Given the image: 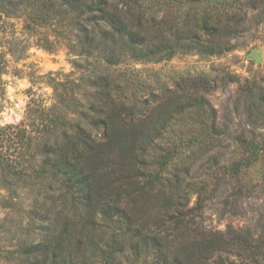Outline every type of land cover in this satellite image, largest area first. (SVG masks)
Masks as SVG:
<instances>
[{
  "label": "trees",
  "instance_id": "16d2710c",
  "mask_svg": "<svg viewBox=\"0 0 264 264\" xmlns=\"http://www.w3.org/2000/svg\"><path fill=\"white\" fill-rule=\"evenodd\" d=\"M161 1L51 0L69 13L72 47L84 60L76 61L77 77L53 86L54 102L41 109L49 117L37 121L29 104L20 123L0 124L6 188L16 197L20 183L26 184L33 202L42 203L37 218L45 220L40 239L21 244L17 264H122L128 251L152 264H237L229 254L264 250V243L253 245L242 233L213 231L196 221L204 205L189 209L190 184L171 177L182 166L174 160L184 144L194 142L195 160L210 153L219 164L215 150L222 139L183 137L206 128L228 131L206 95L208 81L169 84L159 72L130 66L179 52H226L243 24L244 6L264 12V0H225V21L219 15L166 21L158 17ZM6 62L0 57V108L7 101L1 77ZM181 116L177 134L173 127ZM237 141L243 155L264 154V139Z\"/></svg>",
  "mask_w": 264,
  "mask_h": 264
},
{
  "label": "rangeland",
  "instance_id": "374dc122",
  "mask_svg": "<svg viewBox=\"0 0 264 264\" xmlns=\"http://www.w3.org/2000/svg\"><path fill=\"white\" fill-rule=\"evenodd\" d=\"M161 2L164 9H159L158 17L164 16L166 21L176 15L197 20L202 16L211 20L219 15L225 21L230 5L225 0H203L196 4L188 0ZM50 3L51 0L43 6L35 0L0 1V57L7 61L1 76L7 99L1 102L2 125L20 123L26 118L29 104L33 108L30 116L37 121L49 117L41 109L54 102L53 86L80 74L76 61L81 63L84 57L73 50L70 15L65 7L55 8ZM243 9V24L231 38L232 49L216 54L197 50L179 52L160 61H130V66L144 74L159 72L169 84L184 83L193 77L208 81L212 89L206 95L217 111L219 125L226 128L227 124L228 131L210 132L206 128L187 131L183 137L185 141L213 136L222 139L215 150L219 164L215 154L210 153L195 160L191 155L194 142L184 144L174 160L182 162V166L174 169L171 177L179 175L182 185L190 184L186 199L189 209L204 205L203 216L195 214L196 221H202L213 231L242 233L258 246L264 243V154L243 155L237 140L264 139V12L249 5ZM254 51L260 52V59L253 56ZM177 120L173 131L179 134L184 117ZM192 164L194 167L186 173ZM209 164L212 166L208 168ZM7 182L0 174V264H17L21 244L39 240V225L45 220L37 218L42 203L33 202L26 184L21 182L19 187L23 188L13 197L6 188ZM262 249L253 255L249 249L229 257L237 264H264ZM120 261L152 264L150 257L137 259L130 251Z\"/></svg>",
  "mask_w": 264,
  "mask_h": 264
},
{
  "label": "water",
  "instance_id": "95a60500",
  "mask_svg": "<svg viewBox=\"0 0 264 264\" xmlns=\"http://www.w3.org/2000/svg\"><path fill=\"white\" fill-rule=\"evenodd\" d=\"M253 56H254L255 58H258V59L261 58L260 52H258V51H254V52H253Z\"/></svg>",
  "mask_w": 264,
  "mask_h": 264
}]
</instances>
